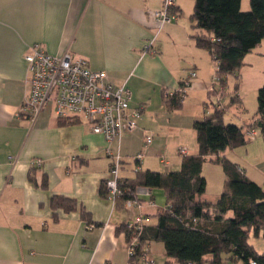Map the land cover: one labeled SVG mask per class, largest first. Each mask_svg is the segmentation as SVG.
Masks as SVG:
<instances>
[{
    "label": "crops",
    "instance_id": "0c3cea01",
    "mask_svg": "<svg viewBox=\"0 0 264 264\" xmlns=\"http://www.w3.org/2000/svg\"><path fill=\"white\" fill-rule=\"evenodd\" d=\"M162 1L0 0V264H128L129 241L122 227L139 215L144 225L155 224V213L166 205L162 189L136 187L140 207L126 208L125 202L113 203L108 195H100L99 187L117 153L120 178H133L136 167L162 173L177 170L182 157L197 153L193 122L213 112L209 104L215 99L209 93L215 62L193 39L203 31L192 28L177 3L176 20L159 28L153 12ZM150 41L152 50L144 52ZM34 43L50 55L68 51L85 59L90 69L104 71L114 87L129 89L130 109L141 108L138 128L113 141L110 154L103 135L93 133L84 121L58 125L52 107L43 109L33 123L20 115L26 90L24 55ZM257 47L244 57L242 66L250 69L241 67L238 74L242 77L247 74L256 79L264 74L257 67L260 60L264 64V51ZM190 71L196 76L189 79L181 107L168 110L164 97L178 91ZM234 79V75L227 77L225 92L240 101L227 107L223 119L252 125L257 117L254 112L241 113L242 83L235 91ZM226 95L222 98L225 105ZM147 135H152V142L145 148ZM235 150L218 156L236 163L264 189V166H252ZM251 150L264 160V140ZM140 151L143 157L135 162ZM162 157L167 164L161 162ZM37 160L41 165L32 166ZM202 175L207 197H218L224 178L219 177L213 187L203 167ZM54 196L74 200L76 209L53 210ZM253 238L248 243L264 253V238ZM148 248L153 264H172L161 242L149 241Z\"/></svg>",
    "mask_w": 264,
    "mask_h": 264
},
{
    "label": "trees",
    "instance_id": "16d2710c",
    "mask_svg": "<svg viewBox=\"0 0 264 264\" xmlns=\"http://www.w3.org/2000/svg\"><path fill=\"white\" fill-rule=\"evenodd\" d=\"M240 4L241 0H193L189 16L192 28L203 31L193 39L216 64L215 77L222 88V98L226 94L227 77L237 78L244 57L264 40V0H249L247 12L241 11ZM171 12L177 18L179 8L175 3ZM183 86L181 82L178 91L164 97L168 110L181 107L185 93L179 89ZM234 89H238L237 82ZM222 101L220 105L213 104L212 113L193 122L197 153L182 157L177 170L163 173L136 170L133 178L119 179L115 203L138 200L134 193L138 186L160 188L166 200V205L154 215L155 224H142L140 231L128 225L122 227L129 244L134 237L138 240L129 258L130 264H142L145 250L149 254V241L161 242L168 263L172 264H222L225 261L264 264V253L256 252L248 243L250 234L264 238V189L249 179L236 163L218 156L227 149L246 145L252 138L246 132L255 129L256 124L261 126L259 135L264 134V85L257 90V121L252 125L226 123L223 117L229 105ZM236 101H240L237 95L230 98L231 104ZM57 120L60 126L80 122L73 118ZM207 159L220 164L224 174L223 190L216 198L206 194L202 166ZM99 193L107 195L105 182L100 185ZM50 203L53 210L76 209L72 199L54 196Z\"/></svg>",
    "mask_w": 264,
    "mask_h": 264
},
{
    "label": "built area",
    "instance_id": "2783aa9c",
    "mask_svg": "<svg viewBox=\"0 0 264 264\" xmlns=\"http://www.w3.org/2000/svg\"><path fill=\"white\" fill-rule=\"evenodd\" d=\"M174 3L175 0H163L161 7L153 12L154 21L159 28L176 20V14L171 12ZM152 48V41H150L144 46L143 51L149 52ZM24 61L26 90L19 112L31 123L50 103L56 118L84 121L90 125L93 133L103 135L108 145L106 149L108 154L113 141H119L123 134L132 133L138 128L137 119L141 114V108L130 109L129 89L124 85L114 87L104 71L90 69L85 59L74 57L68 51L61 55H50L39 44L34 43L24 55ZM195 76V72L190 71L188 80L183 82L184 86L179 91L185 93L189 86V79ZM217 84V78L214 75L210 93L215 96L214 103L220 105L223 91ZM246 134L253 138L258 136L259 132L256 129H250ZM151 142L152 135H147L144 139V147L147 148ZM178 153L183 155L185 151L180 149ZM142 157L143 152L140 151L135 155L134 161L140 162ZM161 162L167 164L163 157ZM31 164L40 166L41 161H32ZM120 168L121 157L117 153L113 155L108 177L105 180L108 198L113 203L119 194ZM135 169L139 170L137 167ZM132 205L140 207L138 200L125 202L126 208ZM142 224L143 218L139 215L128 227L140 231ZM92 228L93 225H90L89 229ZM137 244V238H132L128 245L129 258L134 254ZM141 259L142 263L153 264L146 250ZM250 264L254 262L250 261Z\"/></svg>",
    "mask_w": 264,
    "mask_h": 264
},
{
    "label": "rangeland",
    "instance_id": "374dc122",
    "mask_svg": "<svg viewBox=\"0 0 264 264\" xmlns=\"http://www.w3.org/2000/svg\"><path fill=\"white\" fill-rule=\"evenodd\" d=\"M175 3H177L179 5V8L181 9V13H182L183 17H187L189 19V16L192 13L193 0H175ZM249 8H250L249 0H241V4H240L241 11L247 12L249 10ZM259 48H260V50L264 51V44H261ZM74 57H76V56H74ZM261 59H264V58H261ZM262 61L260 60L257 67L262 68L261 71H264V64H261ZM241 69H244L243 71H249L248 69H250V68L244 66ZM234 80H235V84H236V82L238 83V85H240V83H242V92H241L242 96H240V97H241V100L243 101L244 105H242L243 108H242L241 113L244 115L250 114L252 112L256 113V110H257V101H256L257 91H255L256 88L254 89V86L257 84V88H258V86L261 87L264 85V74L260 73L258 75V77H256V79H255L252 75L249 76L247 74H246V76L244 75V77H242L240 75V72H239L238 77L237 78L235 77ZM229 87H230V83H229ZM226 90H228V89L226 88L225 91ZM226 94H227L226 95V98H227L226 105L230 106L231 103H230V98H229L228 92H226ZM213 98L215 99L214 95H213ZM209 105L211 107H213L212 103H210ZM231 105H233V104H231ZM240 105H241V103H238L234 106L236 107V106H240ZM51 106L52 105L49 103L48 105H46L44 110L48 111L49 109H51ZM234 106H233V108H234ZM254 128L256 130H258V132L261 133V127H259L257 124ZM263 140H264V134H260L256 137H253L247 142L246 145L238 147V149L236 148L234 153L237 156H240L241 159L246 160L249 164H252V166L253 165L259 166L260 165L262 167V166H264V160L260 159V157L257 158L256 151L254 150V152H253L252 150L250 151V149L257 148L260 145V143H262ZM248 148H249V151H248V153H246ZM202 167L204 168V174L207 176V178L210 182V186L216 187V184L219 183V177L221 178V180H223L224 176H223V172L221 170L222 168H221L220 164L213 163L209 159H207L204 163V166H202ZM161 193L163 195L162 191H161ZM163 204H165V198H164ZM249 239L250 240L254 239L253 234H250Z\"/></svg>",
    "mask_w": 264,
    "mask_h": 264
},
{
    "label": "water",
    "instance_id": "95a60500",
    "mask_svg": "<svg viewBox=\"0 0 264 264\" xmlns=\"http://www.w3.org/2000/svg\"><path fill=\"white\" fill-rule=\"evenodd\" d=\"M258 126L261 127L260 124Z\"/></svg>",
    "mask_w": 264,
    "mask_h": 264
}]
</instances>
